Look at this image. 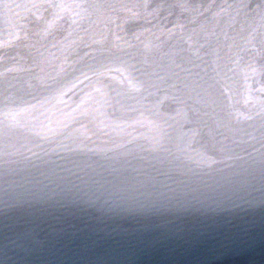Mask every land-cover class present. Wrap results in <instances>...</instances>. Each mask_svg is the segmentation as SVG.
Masks as SVG:
<instances>
[{
	"label": "water",
	"instance_id": "obj_1",
	"mask_svg": "<svg viewBox=\"0 0 264 264\" xmlns=\"http://www.w3.org/2000/svg\"><path fill=\"white\" fill-rule=\"evenodd\" d=\"M0 264H264V0H73Z\"/></svg>",
	"mask_w": 264,
	"mask_h": 264
}]
</instances>
